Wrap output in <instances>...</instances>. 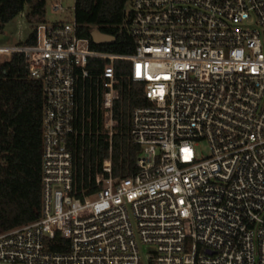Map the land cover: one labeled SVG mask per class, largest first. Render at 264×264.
<instances>
[{
    "label": "built area",
    "instance_id": "1",
    "mask_svg": "<svg viewBox=\"0 0 264 264\" xmlns=\"http://www.w3.org/2000/svg\"><path fill=\"white\" fill-rule=\"evenodd\" d=\"M126 19L130 53L92 48L74 6L0 45L43 95L41 214L0 231V264H264V0H129ZM125 99L140 152L114 176Z\"/></svg>",
    "mask_w": 264,
    "mask_h": 264
},
{
    "label": "trees",
    "instance_id": "2",
    "mask_svg": "<svg viewBox=\"0 0 264 264\" xmlns=\"http://www.w3.org/2000/svg\"><path fill=\"white\" fill-rule=\"evenodd\" d=\"M129 0H74V20L79 35L88 38L92 48L130 53L133 39L126 30V7ZM30 6L26 14L30 24L44 22L46 0H0V34L6 23ZM115 36L108 44L92 42L90 32ZM35 41L32 32L25 43ZM22 54L0 60V231L9 230L37 220L41 214V160L43 95L40 82L24 75ZM126 66V63H118ZM127 97V96H125ZM130 105L143 102L142 92L135 86L130 92ZM128 102H123L120 130L114 135L112 151L121 157L112 160L114 176H125L136 169L140 147L128 141L126 131ZM115 117L120 118L117 109ZM109 156L106 138H100L97 150L90 154L100 164ZM87 160L88 154L85 153ZM94 163V162H93ZM52 251H66L67 241L56 235Z\"/></svg>",
    "mask_w": 264,
    "mask_h": 264
},
{
    "label": "rangeland",
    "instance_id": "3",
    "mask_svg": "<svg viewBox=\"0 0 264 264\" xmlns=\"http://www.w3.org/2000/svg\"><path fill=\"white\" fill-rule=\"evenodd\" d=\"M63 6L65 11L58 12L52 9V0H46L45 6V21L52 22L57 20L71 19L73 15L74 0H63ZM30 6L28 3L24 5L23 14H18L11 21L5 24L2 34H0V45H15L19 41H24L32 30L33 24H30L28 17L26 18L24 14H27ZM22 23V24H21ZM17 31H21V36L17 35ZM1 57L0 60H3ZM199 152L202 155L208 153V149L205 142H202L199 147Z\"/></svg>",
    "mask_w": 264,
    "mask_h": 264
},
{
    "label": "water",
    "instance_id": "4",
    "mask_svg": "<svg viewBox=\"0 0 264 264\" xmlns=\"http://www.w3.org/2000/svg\"><path fill=\"white\" fill-rule=\"evenodd\" d=\"M90 37L93 43H112L115 40V36L101 32L99 29H93L90 32Z\"/></svg>",
    "mask_w": 264,
    "mask_h": 264
},
{
    "label": "crops",
    "instance_id": "5",
    "mask_svg": "<svg viewBox=\"0 0 264 264\" xmlns=\"http://www.w3.org/2000/svg\"><path fill=\"white\" fill-rule=\"evenodd\" d=\"M7 24V23H6Z\"/></svg>",
    "mask_w": 264,
    "mask_h": 264
}]
</instances>
